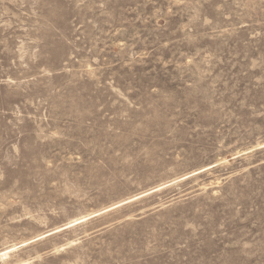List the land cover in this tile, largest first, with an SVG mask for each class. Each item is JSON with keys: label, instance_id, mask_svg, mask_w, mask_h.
<instances>
[{"label": "rangeland", "instance_id": "374dc122", "mask_svg": "<svg viewBox=\"0 0 264 264\" xmlns=\"http://www.w3.org/2000/svg\"><path fill=\"white\" fill-rule=\"evenodd\" d=\"M263 144L264 0H0V251L132 200L0 264H264Z\"/></svg>", "mask_w": 264, "mask_h": 264}, {"label": "bare ground", "instance_id": "6f19581e", "mask_svg": "<svg viewBox=\"0 0 264 264\" xmlns=\"http://www.w3.org/2000/svg\"><path fill=\"white\" fill-rule=\"evenodd\" d=\"M263 145H264V144H263ZM157 189H158V188H157ZM135 197H136V196H135ZM131 199H132V198H131ZM130 201H132V200L125 201V202H122V203H118V205L116 204V205H114V206H111V207L105 209V210L102 211V212L93 213V214H91V216L80 217V218H77V220H74V221H72V222H69V223L67 222V224H65L62 228H57V229H55V230L49 231L48 233L42 234V235L36 237L35 240H36V239H44V238L46 239V237H48V236L51 235V234H55V233H57V232L62 231L63 229H66V228H70V227H72V226H75V225H77V224H79V223H82L83 221L89 220V219H90L91 217H93V216H97V215H99V214L105 213V211H108V210H111V209L117 208L119 205L124 204V203H126V202H130ZM35 240H33V241H27V242H23V243L20 244V246H15V245H14V246H11V247H7L6 249L0 251V259H1V260H4L5 258H7L9 252H12V251L16 250L17 247L26 246V245H28V244H30V243H32V242L34 243ZM74 242H75V241H74ZM71 244H72V243H71ZM73 244H74V243H73ZM66 246H67V245H66ZM67 247H68V246H67ZM15 252H16V251H15ZM8 257H9V256H8ZM5 260H6V259H5ZM25 264H26V263H25Z\"/></svg>", "mask_w": 264, "mask_h": 264}]
</instances>
